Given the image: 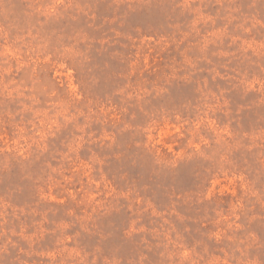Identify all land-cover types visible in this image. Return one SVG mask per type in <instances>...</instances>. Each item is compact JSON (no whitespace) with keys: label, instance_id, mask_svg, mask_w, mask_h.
<instances>
[{"label":"rangeland","instance_id":"1","mask_svg":"<svg viewBox=\"0 0 264 264\" xmlns=\"http://www.w3.org/2000/svg\"><path fill=\"white\" fill-rule=\"evenodd\" d=\"M0 264H264V0H0Z\"/></svg>","mask_w":264,"mask_h":264}]
</instances>
